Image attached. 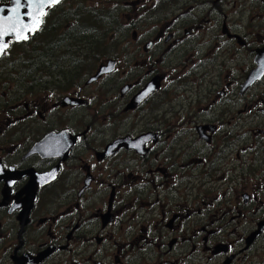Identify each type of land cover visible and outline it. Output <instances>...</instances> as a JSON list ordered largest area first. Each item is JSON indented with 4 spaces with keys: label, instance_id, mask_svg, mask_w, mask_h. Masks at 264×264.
Here are the masks:
<instances>
[{
    "label": "flooded vegetation",
    "instance_id": "1",
    "mask_svg": "<svg viewBox=\"0 0 264 264\" xmlns=\"http://www.w3.org/2000/svg\"><path fill=\"white\" fill-rule=\"evenodd\" d=\"M263 59L264 0L46 10L0 57V264H264Z\"/></svg>",
    "mask_w": 264,
    "mask_h": 264
},
{
    "label": "water",
    "instance_id": "2",
    "mask_svg": "<svg viewBox=\"0 0 264 264\" xmlns=\"http://www.w3.org/2000/svg\"><path fill=\"white\" fill-rule=\"evenodd\" d=\"M31 5L29 6V13L32 15L27 16V21H20L22 14L14 18L4 17L3 15L9 14L8 5L0 7V57L9 47L10 40L17 42H25L29 37L34 36L35 33L39 30L40 22L43 14L50 7L55 5L59 0H47L44 5H42V0H27ZM7 7V8H6ZM14 13V12H13ZM10 19L9 23H4L5 19ZM264 62V59H263ZM264 66V65H262ZM264 71V70H263ZM262 72V71H261ZM102 73H99L93 78V81L97 80ZM253 80V79H251ZM153 88L148 89L146 93L151 92Z\"/></svg>",
    "mask_w": 264,
    "mask_h": 264
},
{
    "label": "rangeland",
    "instance_id": "3",
    "mask_svg": "<svg viewBox=\"0 0 264 264\" xmlns=\"http://www.w3.org/2000/svg\"><path fill=\"white\" fill-rule=\"evenodd\" d=\"M35 52H36V51H32V54L35 55ZM17 64H18V63H17ZM17 68H18V66H17ZM22 68H23V67L20 66V68H19V71H20V72H19V73L22 72V71H21ZM82 68H83V73H84V74H88V73H90V72L93 70V67H92L89 63L85 64V66L82 67ZM15 74H16V73H15Z\"/></svg>",
    "mask_w": 264,
    "mask_h": 264
},
{
    "label": "bare ground",
    "instance_id": "4",
    "mask_svg": "<svg viewBox=\"0 0 264 264\" xmlns=\"http://www.w3.org/2000/svg\"><path fill=\"white\" fill-rule=\"evenodd\" d=\"M9 22H10L9 18L4 20V23H9Z\"/></svg>",
    "mask_w": 264,
    "mask_h": 264
},
{
    "label": "trees",
    "instance_id": "5",
    "mask_svg": "<svg viewBox=\"0 0 264 264\" xmlns=\"http://www.w3.org/2000/svg\"><path fill=\"white\" fill-rule=\"evenodd\" d=\"M19 68H20V66L17 68V72H18V73L20 72V71H19ZM21 71H22L21 73H24V69H22Z\"/></svg>",
    "mask_w": 264,
    "mask_h": 264
}]
</instances>
